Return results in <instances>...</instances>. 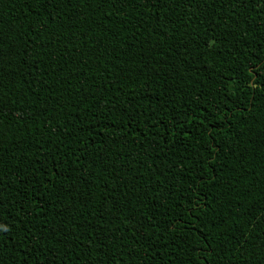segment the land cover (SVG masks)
<instances>
[{
	"label": "trees",
	"instance_id": "1",
	"mask_svg": "<svg viewBox=\"0 0 264 264\" xmlns=\"http://www.w3.org/2000/svg\"><path fill=\"white\" fill-rule=\"evenodd\" d=\"M0 264H264L261 0H0Z\"/></svg>",
	"mask_w": 264,
	"mask_h": 264
},
{
	"label": "snow or ice",
	"instance_id": "2",
	"mask_svg": "<svg viewBox=\"0 0 264 264\" xmlns=\"http://www.w3.org/2000/svg\"><path fill=\"white\" fill-rule=\"evenodd\" d=\"M261 4H264V0H261ZM258 7L261 6L260 4L257 5Z\"/></svg>",
	"mask_w": 264,
	"mask_h": 264
}]
</instances>
